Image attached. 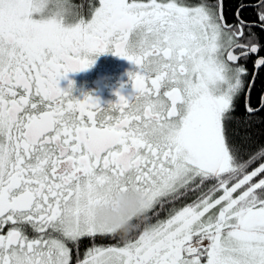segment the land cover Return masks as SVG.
<instances>
[{
  "label": "snow or ice",
  "instance_id": "snow-or-ice-1",
  "mask_svg": "<svg viewBox=\"0 0 264 264\" xmlns=\"http://www.w3.org/2000/svg\"><path fill=\"white\" fill-rule=\"evenodd\" d=\"M223 19L209 0H0V264H73L98 236L118 242L75 264H264V149L242 160L227 134L264 46ZM105 53L135 66L127 94L59 86ZM113 192L148 200L135 236L95 222Z\"/></svg>",
  "mask_w": 264,
  "mask_h": 264
},
{
  "label": "flooded vegetation",
  "instance_id": "flooded-vegetation-1",
  "mask_svg": "<svg viewBox=\"0 0 264 264\" xmlns=\"http://www.w3.org/2000/svg\"><path fill=\"white\" fill-rule=\"evenodd\" d=\"M91 2H95V0H91ZM192 2H196V0H192ZM209 2L216 6V11L221 13L220 5L222 3V15L223 22L229 26H237L241 22L244 23V36L240 38L241 43H248L249 39H252V43H261V34H263L264 29L259 27L249 28L247 25L254 24L258 22V14L260 11H264V0H256L253 4H249L255 9V18L246 20L241 16L240 10L237 9L233 14L227 15L224 11L225 0H209ZM72 3L75 5H87L89 0H72ZM239 13V16L237 15ZM85 14H87V10L85 8ZM237 54H239V50H237ZM260 56H264L261 52ZM252 58V64L254 66L255 71V61L259 58L258 55L253 54L246 60L239 61L246 69L248 75L244 77L245 80V94H246V102L245 107H247V101L249 98V86L250 90L252 87L253 74H249V61ZM135 70V66L132 65L126 59H123L118 56H114L111 53H105L97 56L95 58V63L87 70L76 72V73H68L67 78L61 79L59 82V86L62 89H67L69 87V82H73L74 88L72 89V94L80 97L82 93H89L96 97H98L102 104L106 105L109 101H115L117 97L115 93L120 91L121 94H127L131 91V85L128 83L129 77L128 73ZM123 85V87H122ZM264 98V96H263ZM262 98V101H263ZM249 102V101H248ZM249 106V103H248ZM248 108V107H247ZM255 109V108H252ZM252 170V169H251ZM249 170V171H251ZM194 199V196H190L186 200L177 201L175 207L179 208L183 206L185 203H190L191 200ZM159 207V206H157ZM172 207V205H166L165 210L160 213L168 214V210ZM151 216L152 213L150 212ZM166 219V218H165ZM152 223V219L150 221ZM155 223V222H154ZM30 234L31 230L29 229ZM135 233H133L134 236ZM114 240L113 243H101L100 240ZM116 244L115 238H106V237H96L95 240L90 238H83L79 241L78 251L75 245L70 244L69 246L73 249V264L77 258L80 260L84 259L86 252L93 246H109Z\"/></svg>",
  "mask_w": 264,
  "mask_h": 264
},
{
  "label": "trees",
  "instance_id": "trees-1",
  "mask_svg": "<svg viewBox=\"0 0 264 264\" xmlns=\"http://www.w3.org/2000/svg\"><path fill=\"white\" fill-rule=\"evenodd\" d=\"M254 1L256 0H225L224 11L227 15H230L239 9L243 18L252 20L255 18L256 13L254 7L249 4H253ZM260 39L262 46H264V32L261 34ZM261 53L264 55V48H262ZM248 66L249 74L251 75L254 72L252 58H250ZM256 74L257 76L252 83L249 93L248 103L249 107L258 110L253 111L251 114L247 112V107H245L246 94L244 91L235 103L234 118L227 125V134L230 143L239 150L242 160H247L261 149H264V67H261ZM260 162H264V159L254 161L253 164L249 166L248 170L257 167ZM167 215L168 214L160 213L157 217L152 214V223H156L158 219L163 220L167 218ZM100 242L113 243L114 240L101 239ZM115 242H118L116 238Z\"/></svg>",
  "mask_w": 264,
  "mask_h": 264
},
{
  "label": "clouds",
  "instance_id": "clouds-1",
  "mask_svg": "<svg viewBox=\"0 0 264 264\" xmlns=\"http://www.w3.org/2000/svg\"><path fill=\"white\" fill-rule=\"evenodd\" d=\"M148 203L142 193L113 192L108 204L93 209V217L97 224L108 226L122 237L127 236L135 231L134 221L143 217Z\"/></svg>",
  "mask_w": 264,
  "mask_h": 264
},
{
  "label": "water",
  "instance_id": "water-1",
  "mask_svg": "<svg viewBox=\"0 0 264 264\" xmlns=\"http://www.w3.org/2000/svg\"><path fill=\"white\" fill-rule=\"evenodd\" d=\"M261 1H263V0H261ZM220 11H221V13H222V3H221V5H220ZM259 69H260V68H259ZM259 69H256V68H255L254 76H253V80H254L255 77L257 76L256 73L258 72ZM247 107H249V106H248V101H247ZM260 108H261V107H260ZM256 110H258V109H253V111H256Z\"/></svg>",
  "mask_w": 264,
  "mask_h": 264
}]
</instances>
